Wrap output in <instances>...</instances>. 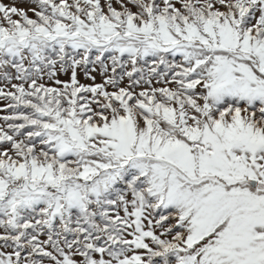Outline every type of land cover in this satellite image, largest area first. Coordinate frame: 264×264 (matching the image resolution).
Wrapping results in <instances>:
<instances>
[{"label": "snow or ice", "instance_id": "6c2138e0", "mask_svg": "<svg viewBox=\"0 0 264 264\" xmlns=\"http://www.w3.org/2000/svg\"><path fill=\"white\" fill-rule=\"evenodd\" d=\"M0 264H264V0H0Z\"/></svg>", "mask_w": 264, "mask_h": 264}]
</instances>
